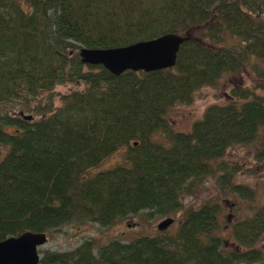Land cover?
<instances>
[{
    "label": "trees",
    "instance_id": "1",
    "mask_svg": "<svg viewBox=\"0 0 264 264\" xmlns=\"http://www.w3.org/2000/svg\"><path fill=\"white\" fill-rule=\"evenodd\" d=\"M168 34L184 41L165 70L116 77L79 56L82 48H124ZM222 34L241 46L207 45ZM250 56L264 62V0H0V146L7 149L0 158V242L67 224L110 227L144 212L167 217L182 210L188 186L216 170L222 185L252 199L254 192L232 183L233 174L215 162L264 129V71L255 75L254 91H233L228 103L208 107L187 134L173 132L166 118L171 107L190 105L197 90L243 72ZM66 85L82 89L60 95L55 108V89ZM15 103L40 118L24 120L11 111ZM120 148L125 165L86 175ZM218 213L217 205L186 210L171 236L41 251L39 264L261 261L259 250L223 253L212 236ZM263 234L264 206L234 226L243 246Z\"/></svg>",
    "mask_w": 264,
    "mask_h": 264
},
{
    "label": "rangeland",
    "instance_id": "2",
    "mask_svg": "<svg viewBox=\"0 0 264 264\" xmlns=\"http://www.w3.org/2000/svg\"><path fill=\"white\" fill-rule=\"evenodd\" d=\"M210 48L218 49L221 46H241L240 39L228 34H222L218 43L206 42ZM243 72L224 74L213 87H203L197 90L190 105H175L167 111L166 118L173 132L187 134L193 124L199 121L206 109L213 105H224L231 100L232 92L236 90L254 91L255 75L264 71V62L257 57H251ZM82 87L66 85L58 86L54 92V107L61 105L59 96L70 91L81 90ZM259 93V92H257ZM40 100L44 102L43 95ZM11 111L22 112L26 116L38 120L40 117L24 107L13 104ZM36 105L32 103L31 106ZM157 134L156 139L160 140ZM264 129H260L257 137L249 144L236 145L229 148L221 162H215V166L223 164L233 174L232 183L251 189L254 194L252 199L241 198L232 193L230 189L221 184L220 177L223 171L216 172L208 178L188 186L181 197L182 210L167 217H149L147 212L134 217L118 220L110 227H102L94 223L67 224L52 232L47 233V243L42 251L70 252L84 241H92L96 248L110 241L117 240L123 243L130 242L138 237H154L161 233L174 235L182 223L186 210H198L205 205H217L219 208L217 229L212 236L219 238L223 253L247 252L259 250L263 259L249 264H264V234L261 235L252 246H243L234 235V226L237 222L252 217L255 212L264 206ZM4 147L0 146V158L5 155ZM125 165V148H120L100 166L89 170L86 175L93 176L98 172L109 170L117 166ZM170 218L174 223L165 231L160 232L157 226L163 220ZM248 264V263H239Z\"/></svg>",
    "mask_w": 264,
    "mask_h": 264
},
{
    "label": "water",
    "instance_id": "3",
    "mask_svg": "<svg viewBox=\"0 0 264 264\" xmlns=\"http://www.w3.org/2000/svg\"><path fill=\"white\" fill-rule=\"evenodd\" d=\"M183 41L181 37L168 34L124 48H82L79 56L83 64L102 66L116 77L126 71L150 73L172 68ZM21 116L27 121L32 119L23 113ZM173 223V219L167 218L158 224L157 229L163 232ZM47 241L45 233L25 232L8 238L0 242V264H39L40 252Z\"/></svg>",
    "mask_w": 264,
    "mask_h": 264
}]
</instances>
